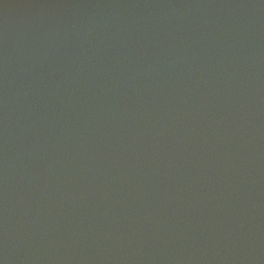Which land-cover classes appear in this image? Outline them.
Wrapping results in <instances>:
<instances>
[{
	"label": "water",
	"instance_id": "obj_1",
	"mask_svg": "<svg viewBox=\"0 0 264 264\" xmlns=\"http://www.w3.org/2000/svg\"><path fill=\"white\" fill-rule=\"evenodd\" d=\"M0 261L264 264V0H3Z\"/></svg>",
	"mask_w": 264,
	"mask_h": 264
},
{
	"label": "snow or ice",
	"instance_id": "obj_2",
	"mask_svg": "<svg viewBox=\"0 0 264 264\" xmlns=\"http://www.w3.org/2000/svg\"><path fill=\"white\" fill-rule=\"evenodd\" d=\"M3 2V0H0V3H2ZM0 264H2V261H0Z\"/></svg>",
	"mask_w": 264,
	"mask_h": 264
},
{
	"label": "clouds",
	"instance_id": "obj_3",
	"mask_svg": "<svg viewBox=\"0 0 264 264\" xmlns=\"http://www.w3.org/2000/svg\"><path fill=\"white\" fill-rule=\"evenodd\" d=\"M2 264H3V261H2Z\"/></svg>",
	"mask_w": 264,
	"mask_h": 264
}]
</instances>
